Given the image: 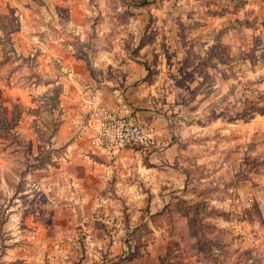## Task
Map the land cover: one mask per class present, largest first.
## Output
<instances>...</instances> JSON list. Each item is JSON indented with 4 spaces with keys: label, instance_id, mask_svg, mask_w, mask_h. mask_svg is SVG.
Here are the masks:
<instances>
[{
    "label": "rangeland",
    "instance_id": "rangeland-1",
    "mask_svg": "<svg viewBox=\"0 0 264 264\" xmlns=\"http://www.w3.org/2000/svg\"><path fill=\"white\" fill-rule=\"evenodd\" d=\"M133 62L184 181L154 214L69 156ZM0 264H264V0H0Z\"/></svg>",
    "mask_w": 264,
    "mask_h": 264
},
{
    "label": "crops",
    "instance_id": "crops-1",
    "mask_svg": "<svg viewBox=\"0 0 264 264\" xmlns=\"http://www.w3.org/2000/svg\"><path fill=\"white\" fill-rule=\"evenodd\" d=\"M133 63L125 66V85L121 84L119 88H111L108 91L100 89L97 95L110 106L122 98L125 99L135 109L143 125L157 127L159 145L155 148L125 147L109 151L90 145L89 136L84 129L85 125H83L80 133L82 135L76 137L70 144L69 156L72 157V160L75 158L85 165L86 176L89 177L90 183L100 181L103 185L117 190L123 196L128 194L130 204L134 205L133 202L137 200L135 196L141 195L143 196L142 200L138 199L136 202L137 205L141 202L144 206V202H146L144 196L149 193L150 207L155 208L151 214H154V212L165 208L172 192L177 193L179 189L183 190L184 181L181 177L175 178V181L171 179L174 176V170L170 166L171 152L175 148V144L171 141L166 123L161 121L160 116L152 108L149 89L145 87L144 83L138 85L130 83L131 79L136 80L145 70L141 67L137 73H134L133 66L141 65ZM72 121L73 119L67 123L72 126ZM141 149H147L148 152H142Z\"/></svg>",
    "mask_w": 264,
    "mask_h": 264
},
{
    "label": "built area",
    "instance_id": "built-area-1",
    "mask_svg": "<svg viewBox=\"0 0 264 264\" xmlns=\"http://www.w3.org/2000/svg\"><path fill=\"white\" fill-rule=\"evenodd\" d=\"M84 129L90 145L109 151L159 145L155 127L143 125L135 109L123 98L113 106L102 101L93 103Z\"/></svg>",
    "mask_w": 264,
    "mask_h": 264
}]
</instances>
